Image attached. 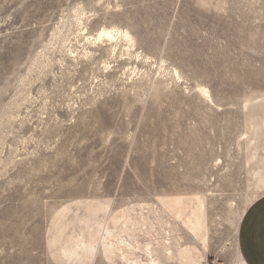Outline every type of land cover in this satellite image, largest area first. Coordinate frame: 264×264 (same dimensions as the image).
Here are the masks:
<instances>
[{"label": "rangeland", "instance_id": "1", "mask_svg": "<svg viewBox=\"0 0 264 264\" xmlns=\"http://www.w3.org/2000/svg\"><path fill=\"white\" fill-rule=\"evenodd\" d=\"M78 16L134 35L114 76ZM263 175L264 0H0V264H127L64 255L126 219L142 264H237Z\"/></svg>", "mask_w": 264, "mask_h": 264}, {"label": "bare ground", "instance_id": "2", "mask_svg": "<svg viewBox=\"0 0 264 264\" xmlns=\"http://www.w3.org/2000/svg\"><path fill=\"white\" fill-rule=\"evenodd\" d=\"M82 18H83V16H82ZM82 18H80L79 16L77 17L76 25L80 31L78 36L81 37V40H83L86 44H84L83 48H81V50L83 49V53H80V54L78 53L79 55H76V54L72 55V53L74 52V49L69 50V51H71L70 54L72 55L70 58L71 59L73 58L74 60H79L80 58L86 59V60L89 59V61L94 59V61L97 62L96 57H94L96 54V51H98L99 49H103L104 52H102V53L106 54L107 58L105 60H103L104 59L103 55L101 56L100 59L102 60V65H101L102 68H100V66H98L99 67L98 70H99V72H102V74L103 73H107V74L109 73V76H111V77L114 76L115 75L114 70H113L114 66H111L112 62H118L119 58L123 57L125 54H127L128 56H131V57L134 54L133 49L135 48V46L137 44V42L135 41L134 35L131 33V31L129 29H125V28H122L120 26H110V27L102 26L101 29H99L96 32V34L95 33L92 34L90 32V30L88 29V27H85V24H84L85 21ZM83 24H84V29H81L82 28L81 26H83ZM78 42L80 43L81 41H78ZM71 44H72V42H71ZM71 47H74V46L72 45ZM77 50H75V51H77ZM121 51H124V53ZM136 56L140 57L139 54ZM163 68H164V65H161L160 69H163ZM135 72L136 71L134 68L133 73H135ZM177 75H178V72L176 73V76ZM95 78L98 79V77H95ZM179 78H181L180 74L178 75V79ZM98 82H97V84H98ZM92 83H94V82L92 81ZM200 90L204 96H206L208 99H212L210 92L207 89V87H201ZM255 186H256V188H258L260 190H264V175H263V177H259L258 183ZM256 192H257V190H256ZM255 198H256V196H255ZM250 203H251V201L249 203H247V207L244 209V212L246 211V209L248 208ZM86 217L88 218V216H86ZM130 221L131 220L126 219L124 221V223L126 224L125 227H123V229L120 230L119 232H115L111 228H107L106 230H104L101 227V225L99 224L98 220L95 221L96 223L93 226L85 224L86 227L89 228L88 229L89 233H88V237L86 239V242L83 241V242L78 243L77 246L74 245V247H71V249L66 251L67 253L64 252V253H66L64 255L66 256V258L68 260H79V259L84 260L85 258L90 257V253L93 251L95 244L98 242L99 243L101 242L100 248L102 249L103 253L107 257L112 256L113 254H116V256H118L121 261L126 262L127 264H142L143 261L141 262V259H139V261H136V260H138V256H136V253H134L136 248L137 249L140 248L141 242L140 241L137 242L138 244H137V246H135L133 244V242L131 240H129V238L124 237V233L128 232L130 229L129 228ZM207 230H209V229H207ZM206 236H207V234H206ZM207 238H208V236H207ZM206 241H207V239H206ZM67 242H69V241L67 240ZM70 243H72V240ZM68 245L69 244H67V247H68ZM180 248H181V246L179 245L178 251L180 250ZM149 249H150V247H149ZM161 250H162L164 258L166 260H171V258H173L174 252L170 246L168 247L165 244V245L161 246ZM236 250H237V257H238V263L237 264H246V263H244V261L241 257V254H240L241 250H239L238 238H237V243H236ZM59 254H61V253H59ZM157 262H161V264H163L162 261H160V259H155L153 261V264H156Z\"/></svg>", "mask_w": 264, "mask_h": 264}, {"label": "crops", "instance_id": "3", "mask_svg": "<svg viewBox=\"0 0 264 264\" xmlns=\"http://www.w3.org/2000/svg\"><path fill=\"white\" fill-rule=\"evenodd\" d=\"M238 229V245L246 264H264V194L250 203Z\"/></svg>", "mask_w": 264, "mask_h": 264}]
</instances>
